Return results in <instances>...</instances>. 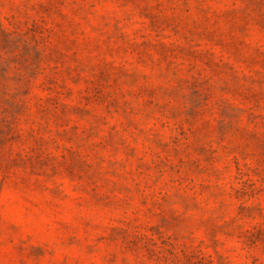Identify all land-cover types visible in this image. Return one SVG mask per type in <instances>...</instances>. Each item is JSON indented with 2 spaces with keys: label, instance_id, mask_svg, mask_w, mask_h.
I'll return each mask as SVG.
<instances>
[{
  "label": "rangeland",
  "instance_id": "rangeland-1",
  "mask_svg": "<svg viewBox=\"0 0 264 264\" xmlns=\"http://www.w3.org/2000/svg\"><path fill=\"white\" fill-rule=\"evenodd\" d=\"M0 264H264V0H0Z\"/></svg>",
  "mask_w": 264,
  "mask_h": 264
}]
</instances>
